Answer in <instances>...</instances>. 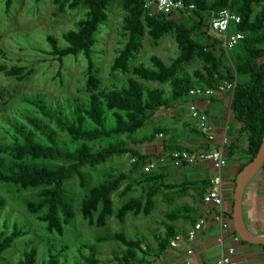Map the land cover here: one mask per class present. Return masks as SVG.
<instances>
[{
	"label": "trees",
	"instance_id": "obj_1",
	"mask_svg": "<svg viewBox=\"0 0 264 264\" xmlns=\"http://www.w3.org/2000/svg\"><path fill=\"white\" fill-rule=\"evenodd\" d=\"M14 0H9L11 8ZM43 1V0H39ZM56 6L76 10L81 4L89 7L87 19L80 23L76 31L64 34L66 47H61L56 37L49 35V53L60 64V72L65 59L70 56H84L87 61L88 101L78 106L71 115L55 112L54 121L59 129L68 134L72 141L59 137L49 125L37 126L34 132L28 124H18L16 133L11 136L9 145L0 143V184L15 185L24 189H40L38 200L28 202L27 209L32 214L40 213L39 220L49 235H64L65 229L75 219L72 198L67 185L79 178L82 186L89 187L84 169L96 168L110 159L130 155L134 172L139 174L135 180L121 175L106 181L98 187L89 188L83 201L84 217L90 224L104 227L114 215L113 194L126 181H130L127 192L141 189V195L129 200L117 217L124 223L128 213L150 215L157 207V199L168 189L166 177L169 169L144 172V166L151 156L143 155L137 147L152 143L158 135L167 134V129L158 128L148 136L139 137L152 118L163 109L187 102L189 92L196 88L217 89L225 83H237L231 110L238 123L243 125L241 134L249 140L248 153L253 161L264 139V0H214L208 13L203 0H183L197 10L182 21L174 17H149L142 0H126L130 9L128 43L116 58L112 73L127 74L132 62L137 59L142 48V40L147 27L156 39H161L175 31L180 56L172 65H166L159 58H153L155 68L140 66L134 70L139 80L167 83L172 89L170 97L161 89L148 88L139 80L128 78L126 87L109 89L101 86L96 74L94 50L98 44L101 26L108 22V0H49ZM256 6L260 7L256 12ZM208 7V6H207ZM231 10L242 18L241 25L233 26L231 33H243L245 39L229 54L222 48V39L210 34L211 18L223 10ZM198 16V18H196ZM209 65L207 75L197 73L195 81L187 75H179L183 63L196 56ZM5 57L0 47V59ZM7 76L21 75L23 69L0 65ZM22 80V76L20 77ZM245 80V83L239 81ZM66 117L63 120L60 116ZM10 134V132H8ZM101 144L100 148H96ZM169 149V148H167ZM183 150L181 146L174 149ZM173 151V150H172ZM29 159H43L44 162H31ZM46 160H50L46 162ZM59 162V164L51 163ZM181 191L175 193L180 196ZM5 208V200L0 196V217ZM97 215V219H96ZM96 219V221H95ZM177 235V234H176ZM174 233L170 238L158 237L157 255L161 257L171 248ZM28 236V232L15 226L10 233L0 234V264H4L8 252L16 242ZM97 243L115 241L127 248L117 264H149L147 257L137 241L123 233L96 237ZM88 254L80 250L79 264H101L95 245H85ZM39 250L36 246L25 250L19 264H38ZM42 264H65L55 249H50Z\"/></svg>",
	"mask_w": 264,
	"mask_h": 264
},
{
	"label": "rangeland",
	"instance_id": "obj_2",
	"mask_svg": "<svg viewBox=\"0 0 264 264\" xmlns=\"http://www.w3.org/2000/svg\"><path fill=\"white\" fill-rule=\"evenodd\" d=\"M8 1L0 0V47L5 53V57L0 59V65H7L10 69L20 68L23 71L20 72L21 75L7 76L0 70V143L10 144L11 136L16 133L15 127L18 124H28L34 132H37V126L43 127V124H47L59 137L72 141L73 138L59 129L53 117L55 112L59 111L71 115L74 109L88 101L86 86L88 64L84 56L67 57L59 74L60 64L49 54L51 47L47 38L52 35L58 39L61 47H66L68 44L64 34L79 28L80 23L87 19L89 7L81 4L78 9L70 10L68 7L56 6L49 0H14L8 10ZM125 1L108 0V22L101 26L98 44L94 50L96 74L104 88L121 89L126 87L128 78L139 80L134 75V70L140 66L155 68L153 58H159L166 65H172L180 56L175 31L156 39L152 30L147 27L142 48L137 59L132 62L130 72L112 73L116 58L128 43L130 9L126 7ZM203 1L208 6L205 7V13H208L214 0ZM259 9L260 7L256 6V12ZM210 34L215 38L219 37L212 30ZM208 67L209 65L197 55L191 61L183 63L179 75H187L196 81L197 73L207 75ZM139 81L148 88L165 91L167 97L171 96L169 82L162 84ZM175 113L176 118H172L171 115ZM179 116L176 111L163 109L138 136H148L158 128L173 129L180 124ZM60 117L66 119L64 115ZM101 146L97 144L96 148ZM137 149L144 150L145 145H140ZM131 158L130 155L117 156L96 168H85L84 173L89 182L87 188L82 186L79 178L69 182L67 189L72 198L75 219L66 227L64 235L47 234L39 220L41 214H32L28 211L27 203L38 200L40 189L0 184V196L5 200V208L0 217V234L10 233L16 225L28 232V236L16 242L13 249L8 252L4 264H19L24 251L33 246L39 250L38 264H42L50 249H55L63 263L79 264L80 250L88 254L89 250L85 249V245L88 244L96 246L101 264H117L127 252V248L115 241L97 243L95 240L96 237L116 233H123L127 238L139 242L149 264H152L151 259L156 260L158 257L157 238L168 239L190 222L179 199L181 197L175 195V190H164L156 201V209L150 215L128 213L125 222L122 223L117 217L120 210L129 200L141 195L140 188L127 192L130 181H126L113 194L114 215L107 220L104 227L97 225V215L96 222L90 224L83 213V201L89 188L98 187L121 175L135 180L139 174L134 172ZM29 161L44 162L43 159ZM51 163L59 164L52 161Z\"/></svg>",
	"mask_w": 264,
	"mask_h": 264
},
{
	"label": "crops",
	"instance_id": "obj_3",
	"mask_svg": "<svg viewBox=\"0 0 264 264\" xmlns=\"http://www.w3.org/2000/svg\"><path fill=\"white\" fill-rule=\"evenodd\" d=\"M239 81L245 83L243 79ZM233 93L224 92L214 97H203L196 100L189 98L187 102L175 104L170 109L180 115V124L173 129L163 127L167 129V134H160L163 135L162 137L158 135L152 143L143 144L145 145L144 150H139L143 155L151 156V158L174 151L179 144H182L180 145L182 149L191 152L208 150L210 147L208 141L198 131L196 121L190 116L188 106L191 101H194L198 108L207 114L218 141L224 138L229 139L230 143L224 150L228 164L221 175L225 197L224 209L231 221L230 231L222 230L220 225L214 222L213 214L216 210L208 207L203 201L204 195L211 188L213 178L217 175L211 163L196 162L176 168L169 162L166 166L160 167L169 169L166 186L175 192L181 191L179 199L187 219L190 220L184 228H180L177 235L187 236L201 219H207L206 225L197 234L195 242L189 244L195 250L192 257L193 264H218L225 251L230 248L235 249L238 264H264V245L243 241L233 222L237 180L253 162L248 153V137L241 134L243 125L237 122L231 110ZM161 112L162 110L158 113ZM171 116L176 118L177 115L175 113ZM242 214L243 226L247 234L253 238H264V166L250 180L242 193ZM235 235L241 238V242L234 241ZM185 258L184 248L180 250L169 248L161 257H157L156 260L151 259L150 262L152 264H185Z\"/></svg>",
	"mask_w": 264,
	"mask_h": 264
},
{
	"label": "built area",
	"instance_id": "obj_4",
	"mask_svg": "<svg viewBox=\"0 0 264 264\" xmlns=\"http://www.w3.org/2000/svg\"><path fill=\"white\" fill-rule=\"evenodd\" d=\"M142 1L146 13L151 18L158 16H171L180 21L188 16H191L197 10L196 6L189 5L183 0ZM241 23L242 18L228 9L214 15L209 22L210 30L215 32L222 39V48L227 54L232 52L239 45V43L245 39V35L243 33H231L232 27L241 25ZM236 87L237 83L234 82L225 83L217 89L196 88L189 92V98L196 100L203 97H214L224 92H234ZM188 110L192 119L196 121L198 131L208 141L210 145L209 149L200 152H191L183 149L152 157L146 162L144 172H153L160 167L166 166L169 162L176 168H182L186 164H194L196 162L211 163L217 172V175L213 178L211 188L204 195L203 201L208 207L216 210L213 214L214 222L220 225L222 230L230 231L231 221L229 219L230 216L224 209L225 197L223 190V177L221 175L223 169L228 164L224 150L230 143L229 139L224 138L222 141H218L207 114L202 112L194 101H191L188 106ZM162 136L163 135H160V137ZM131 162L134 163L135 160H132ZM206 223L207 219L203 218L194 226L187 236L178 234L172 239L170 244L171 249H185V264H193L192 257L195 254V250L189 246V244L195 242L197 234L204 228ZM234 241L239 243L241 242V238L235 235ZM235 254V249L230 248L225 251L223 256L218 261V264H238Z\"/></svg>",
	"mask_w": 264,
	"mask_h": 264
},
{
	"label": "water",
	"instance_id": "obj_5",
	"mask_svg": "<svg viewBox=\"0 0 264 264\" xmlns=\"http://www.w3.org/2000/svg\"><path fill=\"white\" fill-rule=\"evenodd\" d=\"M264 166V139L261 148L250 164V166L241 173L237 180V187L234 195V215L233 222L237 233L242 238L243 241L251 244H261L264 245V238L258 237L253 238L247 234L243 226V214H242V193L245 187L248 185L250 180L256 176Z\"/></svg>",
	"mask_w": 264,
	"mask_h": 264
}]
</instances>
